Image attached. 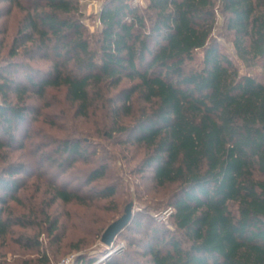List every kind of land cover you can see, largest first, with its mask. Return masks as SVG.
I'll return each mask as SVG.
<instances>
[{
	"label": "trees",
	"instance_id": "obj_1",
	"mask_svg": "<svg viewBox=\"0 0 264 264\" xmlns=\"http://www.w3.org/2000/svg\"><path fill=\"white\" fill-rule=\"evenodd\" d=\"M1 2L25 14L0 65V239L29 224L7 204L20 201V177L35 170L9 161L19 141L27 145L20 133L35 108L26 99L64 89L76 115L101 117L112 145L143 151L140 171L157 187L176 185V234L148 229L149 264H264V82L242 74L213 38L220 15L237 58L264 68V0H107L95 35L78 0ZM53 143L40 169L60 174L42 190L45 207L116 195L115 185L94 184L109 175L104 146L89 154L85 140ZM78 163L92 166L81 184L60 183Z\"/></svg>",
	"mask_w": 264,
	"mask_h": 264
},
{
	"label": "rangeland",
	"instance_id": "obj_2",
	"mask_svg": "<svg viewBox=\"0 0 264 264\" xmlns=\"http://www.w3.org/2000/svg\"><path fill=\"white\" fill-rule=\"evenodd\" d=\"M105 2L107 0H78L87 30L92 35L99 31L98 17ZM134 3L146 7V0H134ZM0 9L1 65L25 13L6 2L0 3ZM223 26V18L219 15L213 38L229 53L242 74L264 82L262 63L251 67L244 65L237 58L231 38ZM28 64L40 69L50 65L45 61ZM26 104L35 108L20 133V136L24 135L21 140L24 139L27 145L21 149L19 141V147L9 155V161L31 163L35 170L27 177H20L24 183L18 195L20 201H8L7 204L13 216L23 217L29 224L13 227L5 238L0 239V264H149V256L145 254L148 229L157 227L166 239L176 234L171 218L172 208L169 206L176 185L157 187L140 171L143 151L131 145H112L100 124L101 117L76 115V106L66 99L64 89H50L42 99L29 95ZM142 107V103L135 105L134 112L139 113ZM26 136L31 138L27 139ZM65 138L85 140L92 147L89 154L99 145L105 147V155L111 158L108 160L111 164L109 175L94 184L100 189L113 184L117 189L116 195L108 199L95 196L85 204L56 201L50 207H45L50 198L49 195L42 196V190L47 189V182L54 180L53 175L59 176L60 169L45 170L46 164L40 169L41 156H47V153L53 155L56 148L53 142ZM49 143L51 146L43 151L34 147ZM96 156L99 157V153ZM91 168V164L78 163L75 169L61 175L59 182H68V178L72 186H78ZM43 169L47 173L42 175L43 180L36 179L37 173L44 172ZM76 178L80 180L72 181ZM130 204L131 221L112 245L106 246L101 242L105 230L125 214Z\"/></svg>",
	"mask_w": 264,
	"mask_h": 264
},
{
	"label": "water",
	"instance_id": "obj_3",
	"mask_svg": "<svg viewBox=\"0 0 264 264\" xmlns=\"http://www.w3.org/2000/svg\"><path fill=\"white\" fill-rule=\"evenodd\" d=\"M131 207V204L128 205L125 214L108 226L101 239L103 244L106 246L112 245L115 238L128 226L132 218Z\"/></svg>",
	"mask_w": 264,
	"mask_h": 264
},
{
	"label": "built area",
	"instance_id": "obj_4",
	"mask_svg": "<svg viewBox=\"0 0 264 264\" xmlns=\"http://www.w3.org/2000/svg\"><path fill=\"white\" fill-rule=\"evenodd\" d=\"M79 1H81V0H79Z\"/></svg>",
	"mask_w": 264,
	"mask_h": 264
}]
</instances>
